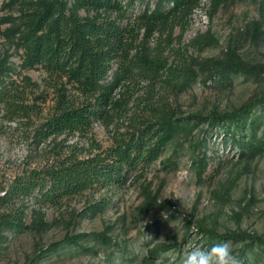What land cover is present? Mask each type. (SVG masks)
<instances>
[{
    "label": "rangeland",
    "instance_id": "obj_1",
    "mask_svg": "<svg viewBox=\"0 0 264 264\" xmlns=\"http://www.w3.org/2000/svg\"><path fill=\"white\" fill-rule=\"evenodd\" d=\"M19 1L0 0V64L14 70L9 72L17 101L30 108L25 116L0 103V264H180L193 246L211 248L199 232L203 227L222 235L259 236L262 242L252 241L243 252L250 240L226 241L238 259L243 256L241 262L264 264V148L254 157H242L223 130H206L202 121L172 135L147 167L131 172L119 186L93 188L56 205L23 196L2 199L31 170L68 155L86 158L97 147H110L115 137L129 136L137 120L152 122L149 108L182 121L231 112L264 97V75L233 74L229 86L203 80L207 59L264 68V0H200L148 39L143 31L133 32L131 48L121 60L135 75L140 76L147 58H159L191 69L194 76L176 79V85L131 78L114 90L109 118L94 121L84 134L41 140L36 129L44 119L85 105L96 94L41 66L23 67L18 31L31 6ZM142 9L133 7L135 14ZM263 107L255 110L257 137L264 135ZM244 134L248 136V129ZM97 201L106 206L93 216L88 208ZM17 216H22L23 228L1 224ZM159 245L165 247L146 262L149 250Z\"/></svg>",
    "mask_w": 264,
    "mask_h": 264
},
{
    "label": "trees",
    "instance_id": "obj_2",
    "mask_svg": "<svg viewBox=\"0 0 264 264\" xmlns=\"http://www.w3.org/2000/svg\"><path fill=\"white\" fill-rule=\"evenodd\" d=\"M20 0V5H29L31 10L24 27L18 31V45L23 48V67H43L55 75L66 77L67 81L82 90L96 94L94 100L85 105L70 107L53 113L44 119L36 129L37 139L59 134H84L94 121L107 119L108 109L113 106V92L121 83L131 78H142L153 82H178L179 78L189 81L194 73L191 69L171 66L166 60L147 58L146 65L139 67L140 76L135 75L132 66L122 61L131 48L130 35L143 31L150 38L168 23L191 12L200 0ZM138 4L143 9L134 13ZM81 10L85 14H81ZM114 14V18L112 15ZM206 39H210L208 34ZM207 75L204 83L212 81L217 86L231 85V75L243 74L258 77L264 75L262 66H245L241 63L207 59L204 63ZM148 69V70H146ZM14 70L0 64V103L12 113L29 116V107L18 102L15 94L16 82L10 77ZM264 97L257 98L240 108L208 116H191L180 121L169 118L165 113L149 108L152 122L137 120L127 137L114 138L107 148L86 158L68 155L41 170H31L17 179L2 199L14 196L31 197L42 204L56 205L67 197L87 190L104 189L121 185L133 171L142 170L155 159L159 149L169 138L192 128L195 122H206V130H223L241 152V156L254 157L264 148V135L257 137L260 123L255 113L257 106H264ZM264 108V107H263ZM249 123L247 126V118ZM186 120V121H185ZM187 120L194 123L189 126ZM249 131L248 136L244 131ZM205 131V130H204ZM227 140L225 139L224 143ZM200 144V142H199ZM204 154H206L204 152ZM207 155H205L206 157ZM204 157V158H205ZM106 206L97 201L88 210L93 216ZM1 224L12 229L23 228L22 216L15 220H2ZM204 243L212 247L216 243L232 239L250 240L245 249H251L252 241L261 239L257 235L244 233L218 234L210 228H200ZM74 241V240H70ZM149 250L146 262H152L160 248ZM251 250H249L250 252ZM152 261H150V259ZM243 258V256H241ZM240 264H246L245 261Z\"/></svg>",
    "mask_w": 264,
    "mask_h": 264
},
{
    "label": "clouds",
    "instance_id": "obj_3",
    "mask_svg": "<svg viewBox=\"0 0 264 264\" xmlns=\"http://www.w3.org/2000/svg\"><path fill=\"white\" fill-rule=\"evenodd\" d=\"M180 264H240V261L233 252L231 242L223 241L207 250L193 246L184 253Z\"/></svg>",
    "mask_w": 264,
    "mask_h": 264
}]
</instances>
